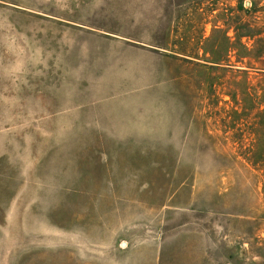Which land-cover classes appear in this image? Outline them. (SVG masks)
<instances>
[{
	"label": "rangeland",
	"instance_id": "rangeland-1",
	"mask_svg": "<svg viewBox=\"0 0 264 264\" xmlns=\"http://www.w3.org/2000/svg\"><path fill=\"white\" fill-rule=\"evenodd\" d=\"M0 264H264V0H0Z\"/></svg>",
	"mask_w": 264,
	"mask_h": 264
}]
</instances>
